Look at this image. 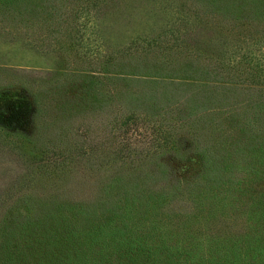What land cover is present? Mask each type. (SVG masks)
<instances>
[{
    "label": "trees",
    "instance_id": "trees-1",
    "mask_svg": "<svg viewBox=\"0 0 264 264\" xmlns=\"http://www.w3.org/2000/svg\"><path fill=\"white\" fill-rule=\"evenodd\" d=\"M102 1L0 0L1 79L36 82L19 103L42 110L32 143L17 98H0V264H264V32L226 25L225 0L187 14L179 0ZM202 57L235 90L218 108H203ZM61 58L81 91L66 92ZM119 58L197 90L153 111L112 81Z\"/></svg>",
    "mask_w": 264,
    "mask_h": 264
},
{
    "label": "rangeland",
    "instance_id": "rangeland-1",
    "mask_svg": "<svg viewBox=\"0 0 264 264\" xmlns=\"http://www.w3.org/2000/svg\"><path fill=\"white\" fill-rule=\"evenodd\" d=\"M184 7L181 8L182 12L186 13V10L188 11H195V6L191 8L189 5L193 2L196 3L197 0H179ZM229 4L226 5L227 8L225 9L226 16L223 17L224 22H226V25H228L230 28H233L234 30H240V29H247L250 32H264V12L258 9H246L243 5H241L240 1L239 4H232L231 1L225 0ZM118 2L120 6L124 7L123 1L119 2L118 0H103L101 3L102 9L103 7L105 9L112 10L114 9V3ZM199 7H197L198 11H215L218 9L220 6V1H215V0H201V2L198 3ZM204 4V6H203ZM225 5V4H223ZM234 6V8H233ZM3 7V6H2ZM235 10L233 13L232 11ZM188 13H195V12H188ZM222 21V17H221ZM242 22H245L244 24H241ZM254 37H258V35H254ZM264 47V43H253L252 45H256ZM73 56H71L70 63L72 61ZM59 61L60 63V68L61 75H58L61 77V80L64 82L66 92L68 94H74L76 93L77 90L81 91V86L83 85L82 83H74V76L71 75V72H77L80 73L82 71L80 70H75V68L72 65L63 63L65 61L64 58H61ZM39 63V61L37 60ZM36 63V64H38ZM111 66H109V69L107 72L111 77L112 81L119 85V87L122 89L124 92H130V91H136L139 92L141 95H144L143 97L148 100L149 102L153 103L155 102L156 107L153 108L152 110L155 111L158 109V106L163 105L167 101V96L169 92L174 90H181L183 92L185 91H193L195 92L197 90V87H194L196 83L192 81L191 79L187 78L185 75H179L180 78H176L177 75L171 77H160L155 74L153 75H148L150 73L146 72H139L133 70L134 68H131V64L128 63L126 59L119 58L116 59L115 61L111 62ZM199 64L201 67L204 69H209V74H207V79H210V81L207 80L206 84L207 87H205V96L202 98L203 99V108L208 109L211 105L216 106H221V103L228 98L229 96L234 94V89L232 88H222L220 89L218 87L217 82L215 80L218 78V70L215 68H210L207 64L206 58L202 57L199 60ZM69 65V66H68ZM125 66L127 69H125ZM66 67V68H65ZM68 67V68H67ZM73 67V68H72ZM216 73H215V72ZM127 72V73H124ZM88 74H92V71L86 72ZM4 74L2 71H0V98H2V102H5V100H13L14 98H17L15 101V106L16 109L13 110L14 113L17 115V117H20L21 120H15V124L13 125H19L22 126L24 125V131H26L29 128L30 132V137L29 140H32L33 142H42V131L38 130L36 127L42 124V110H39V112H36L35 108H29L27 110V106H22L20 105L19 101L20 98H25L24 96H27L28 99L31 97L30 95H38L39 92L37 91V83H29L23 84L21 81V78H18L17 76L10 74L7 75L6 79H1L3 78ZM191 77V76H189ZM83 79V77L81 78ZM173 79H179V82L173 83ZM90 83V82H88ZM194 83V84H193ZM204 85V84H203ZM218 88H217V87ZM87 88H89L91 91H93V88L90 86V84H87ZM201 88V87H200ZM264 88V85H263ZM169 90V92H168ZM23 93H25L23 95ZM168 93V94H167ZM19 95L18 97H15L13 95ZM40 94H42V91H40ZM260 94V93H259ZM12 95V96H9ZM236 95V94H235ZM40 96V95H39ZM227 96V97H226ZM251 96L255 98L257 96L256 93H251ZM261 96V94L259 95ZM20 97V98H19ZM92 99H95V93L92 92L91 94ZM264 98V96H263ZM221 99L223 101H221ZM221 101V102H220ZM221 108V107H220ZM217 113L216 116L219 115L221 112L220 110L216 109ZM39 114V116H38ZM17 117H12V118H17ZM4 127V125H3ZM27 127V128H26ZM37 131L40 133L38 135ZM14 138V137H11ZM21 138H24L21 136ZM17 140V138H14Z\"/></svg>",
    "mask_w": 264,
    "mask_h": 264
}]
</instances>
